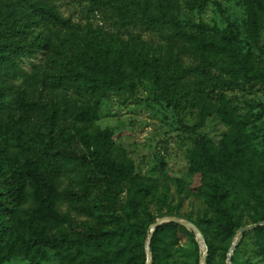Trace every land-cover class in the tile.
Returning a JSON list of instances; mask_svg holds the SVG:
<instances>
[{
  "label": "rangeland",
  "instance_id": "1",
  "mask_svg": "<svg viewBox=\"0 0 264 264\" xmlns=\"http://www.w3.org/2000/svg\"><path fill=\"white\" fill-rule=\"evenodd\" d=\"M161 1L172 9L187 34L185 38H174L166 31H149L141 25H127L108 13L92 11L89 0H51L62 18L68 21L69 29L54 30L28 24L30 37L38 47L21 59L20 71L10 82L12 87L34 94L49 110H57L60 121L55 131L65 127L73 133L75 143L82 150L106 160L102 168L93 164L92 171L83 177L69 175L58 179L57 189L61 194L54 209L64 221L61 226L41 227L39 231L46 236L59 230L72 235L74 229L85 224L109 227L108 218H91L74 211L69 202V194H73L86 200L91 208L98 204L103 208L114 205L120 227L132 223L149 225L154 221L151 226L170 213V217L199 224L206 237L212 239V228L204 224L213 217L207 202L208 189L201 175L189 171L196 140L206 137L209 147L218 150L236 135L239 139L236 147L243 151L245 160L255 168L260 166L264 152L261 113L264 84L260 81L244 84L238 79L210 93V82L189 70L207 57L191 42V37H196L205 44L213 41L235 47L242 55L250 51L257 70L264 72V14L251 12L248 0ZM3 14H8L6 9ZM209 59L216 61L209 68L212 82L230 81L227 68L236 69L230 61L219 56ZM79 60L96 74L101 73L103 67H120L129 74L132 70L128 67L132 63L142 67L146 62L157 61V70L166 85L161 88L150 78L129 77L120 89L99 99L94 120L76 123L71 110L77 105H93L95 99L85 91L79 95L72 89H55L46 75ZM222 100L245 126L237 130L222 120L218 113ZM10 113L17 118V113ZM2 117L0 115V121ZM29 124L39 125L41 131H45L49 120L35 113L30 116ZM104 173H108L109 183ZM9 189L0 179L2 193L7 194ZM256 198L254 190L242 187L230 196L227 207L234 220L242 225L240 228L261 222L256 220L264 211L258 208ZM160 199H164L163 202ZM31 206L29 201L20 206L22 237L35 236V231L26 224V211ZM148 237L141 243L145 264ZM195 243L197 246L179 235L177 244L170 248L169 264H200L202 249L196 237ZM43 251L44 257L38 264H59L51 250L44 248ZM234 264H264L258 256L252 231L244 233Z\"/></svg>",
  "mask_w": 264,
  "mask_h": 264
},
{
  "label": "trees",
  "instance_id": "2",
  "mask_svg": "<svg viewBox=\"0 0 264 264\" xmlns=\"http://www.w3.org/2000/svg\"><path fill=\"white\" fill-rule=\"evenodd\" d=\"M89 2L92 11L108 13L127 25H141L153 32L166 31L174 38L183 39L187 36L181 23L172 14V9L164 6L161 0ZM248 3L251 12L264 14V0H248ZM4 9L7 15L3 14ZM28 24L54 30L69 29L68 21L62 18L51 0H0V115L4 118L0 121V179L3 186L10 188L7 194L0 190V264H38L44 257V248L54 253L59 264H145L141 243L149 235V226L154 221L149 225L132 223L120 227L119 217L112 204L109 208H103L102 204L91 208L82 197L69 194L74 211L91 218H108L111 228L85 224L82 228L74 229L72 235L59 230L50 237L39 231L47 224L61 226L64 221L54 209L61 194L57 189L58 179L69 175L83 177L92 171L93 164L102 168L106 160L82 150L75 143L73 133L65 127L55 131L60 121L57 110H49L34 94L12 87L10 82L20 71L21 59L38 47L35 39L30 37ZM191 42L207 57L202 64L191 67L189 71L210 82V93L238 79L244 84L253 81L264 84V72L257 70L250 51L242 55L235 47L213 41L205 44L196 37H191ZM218 56L228 59L236 68H227L231 80L223 84L213 83L209 70L216 63L209 58ZM151 62H146L142 67L132 63L128 67L132 70L129 74L120 67H103L101 73L96 74L90 67L86 69L80 60L73 61L65 69L48 73L46 80L49 79L55 89H72L79 95L84 91L90 93L91 98L95 99L93 105H77L70 112L76 123H86L94 120L99 99L120 89L122 82L129 77L150 78L164 88L166 83L157 70V61ZM11 111L17 113V118L13 117ZM35 113L47 116L49 125L45 131H41L39 125L32 127L29 124L30 116ZM218 113L225 123L237 130L245 126V122L237 119L223 100ZM261 113L264 117V107ZM237 144L239 139L235 135L227 145L214 150L209 147L206 137H199L191 153L189 171L201 175L205 182L207 202L213 216L204 221L213 230L212 239H208L201 226L195 223L207 246L205 264H225L235 231L242 226L234 220L231 209L227 207L234 190L240 187L254 190L258 208L264 211V152L260 157V166L255 168L245 160ZM104 174L109 183L108 173ZM25 200L32 203L26 211V224L35 231V236H21L24 228L20 206ZM160 200L163 202L164 199ZM143 208L146 209L144 203ZM256 221L264 222V215ZM252 234L258 256L264 262V227L252 230ZM179 235L189 238L197 246L193 232L178 224H163L155 230L150 241L151 264H169L170 248L177 244ZM243 239L244 235L233 251L232 264Z\"/></svg>",
  "mask_w": 264,
  "mask_h": 264
},
{
  "label": "water",
  "instance_id": "3",
  "mask_svg": "<svg viewBox=\"0 0 264 264\" xmlns=\"http://www.w3.org/2000/svg\"><path fill=\"white\" fill-rule=\"evenodd\" d=\"M166 223L178 224V225H180V226H182L188 230H191L195 234V237L199 241L201 249H202L200 264H205V260H206V256H207V246L205 244V241H204V238H203L201 232L192 223L187 222V221H183V220H179V219L174 218V217H165V218L158 219L154 224H152L150 226L149 237H148L147 243L145 245L146 264H150V260H151L150 252H149V250H150L149 246H150V241H151L152 235L158 227H160L161 225L166 224ZM263 226H264V222H258L254 225L244 226V227L239 229L238 236L228 251L227 264H231V257H232L233 251L237 247V245L240 243L244 233L248 232V231H252V230L259 228V227H263Z\"/></svg>",
  "mask_w": 264,
  "mask_h": 264
}]
</instances>
